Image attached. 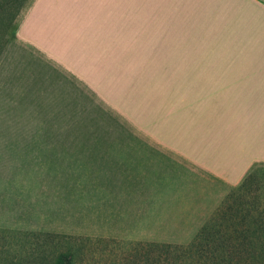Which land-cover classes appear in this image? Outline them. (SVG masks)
Wrapping results in <instances>:
<instances>
[{"label": "rangeland", "instance_id": "374dc122", "mask_svg": "<svg viewBox=\"0 0 264 264\" xmlns=\"http://www.w3.org/2000/svg\"><path fill=\"white\" fill-rule=\"evenodd\" d=\"M29 1L0 0V264L62 254L63 264H264V240L244 232L264 218V160L232 187L131 143L76 80L16 39ZM217 211L231 216L199 232Z\"/></svg>", "mask_w": 264, "mask_h": 264}, {"label": "crops", "instance_id": "0c3cea01", "mask_svg": "<svg viewBox=\"0 0 264 264\" xmlns=\"http://www.w3.org/2000/svg\"><path fill=\"white\" fill-rule=\"evenodd\" d=\"M16 18L131 143L232 187L264 160V0H30Z\"/></svg>", "mask_w": 264, "mask_h": 264}, {"label": "trees", "instance_id": "16d2710c", "mask_svg": "<svg viewBox=\"0 0 264 264\" xmlns=\"http://www.w3.org/2000/svg\"><path fill=\"white\" fill-rule=\"evenodd\" d=\"M253 179V175L252 173L250 175H248L243 183L239 186V188L237 189L238 191L237 192H244L248 189V187L250 186V183ZM232 196V195H231ZM230 197V196H229ZM228 205V204H227ZM228 212H232L231 209L228 210ZM227 211L226 212H223V213H220V212H215V214L213 215V218H212V221L211 222H208L207 224H205L203 226V228L199 231V232H204V233H210V232H214L216 230H219L220 229V225L221 223L227 221L226 218L231 215H227L229 214ZM222 218V219H220ZM223 220V221H221ZM264 218H262L261 216H256V215H253L252 216V224L251 226L249 227V229H247L246 231L244 232H248V233H251L253 235H255V238L257 240L261 239L262 241L264 240V223L262 222V224H260L261 221H263ZM243 233V232H241ZM263 237V238H262ZM208 239H199V242H203V241H206ZM61 257H58L57 258V264H63L64 263V259H66L65 255L62 254L60 255Z\"/></svg>", "mask_w": 264, "mask_h": 264}]
</instances>
